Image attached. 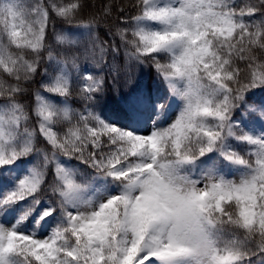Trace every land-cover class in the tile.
<instances>
[{"label": "snow or ice", "instance_id": "6c2138e0", "mask_svg": "<svg viewBox=\"0 0 264 264\" xmlns=\"http://www.w3.org/2000/svg\"><path fill=\"white\" fill-rule=\"evenodd\" d=\"M83 7L0 0V264H264V0H136L106 32L120 45L88 20L54 55L50 10L73 23ZM37 74L47 148L17 98Z\"/></svg>", "mask_w": 264, "mask_h": 264}, {"label": "trees", "instance_id": "16d2710c", "mask_svg": "<svg viewBox=\"0 0 264 264\" xmlns=\"http://www.w3.org/2000/svg\"><path fill=\"white\" fill-rule=\"evenodd\" d=\"M43 2L45 5L48 4V0H43ZM57 2L65 5L73 2L82 3L84 7L82 11H80L79 15L74 18L73 23H68L64 18L56 16V14L50 10L48 28L46 31V44L52 48L54 55L60 53L63 48L69 46L67 44L58 45L56 42V36H66L69 40H79L80 36L75 37L73 34L67 35V31L73 30L72 27L77 26L81 22H87L88 20H95L98 22L99 31L97 35L100 42L108 41V44L111 45L114 41L116 45H120V40L118 37L106 35V32H108V30L111 28V31L114 33L117 25L123 26L120 24L122 19H127L137 14V10L134 7L136 0H57ZM247 2L248 0H237L239 6H243ZM253 2H256V0H253ZM26 3H29V0H26ZM106 8L110 9L108 14H105ZM121 9H123V12L120 11ZM255 19L259 22V20L264 19V17H261L259 14H257ZM254 55H256L258 58L264 59V50L255 49ZM25 58L31 59L32 57L26 56ZM106 58L109 63L112 62L113 57L110 51L108 52ZM167 59L168 58L166 56L161 57L160 62L166 63ZM116 63L120 66V74L121 77H123L124 66L126 64L123 48H121L119 57L116 58ZM238 63L240 64L241 68H246V65L243 62ZM48 65V55L45 51L40 62L39 72L42 73L43 70L48 67ZM131 70L133 74H136L140 69L133 62L131 65ZM142 72L145 79L149 80V82L156 81V83L160 84L161 87L164 86L163 82L157 77L151 61H148L147 64L142 67ZM44 79L45 78L42 75L37 74L31 81L22 82L21 86L24 87L26 91L17 98L22 104L26 106V110L30 115L28 127L37 131V147L47 148L48 146L43 140V137L39 135L37 118L32 111L35 106L34 97L37 91H40L42 95L52 98L51 94L45 93L43 91L42 83L44 82ZM8 82L15 83L13 80H9ZM106 82L108 96H111L114 93L115 88H120V90L123 91V78H121L117 84L113 85L112 76L109 75L106 77ZM2 103L3 101L0 100V104ZM68 103L75 112H83L86 107L85 102L79 98L76 92L73 93V96ZM54 130L63 133L66 131V125L57 124L54 126ZM232 173L233 172L231 170L225 171V174L228 175L229 178L232 177Z\"/></svg>", "mask_w": 264, "mask_h": 264}, {"label": "rangeland", "instance_id": "374dc122", "mask_svg": "<svg viewBox=\"0 0 264 264\" xmlns=\"http://www.w3.org/2000/svg\"><path fill=\"white\" fill-rule=\"evenodd\" d=\"M37 2H40V0H29V3L28 4H35ZM79 31V29L76 30V32ZM233 176H235L236 178H238V173H233ZM232 176V177H233Z\"/></svg>", "mask_w": 264, "mask_h": 264}]
</instances>
